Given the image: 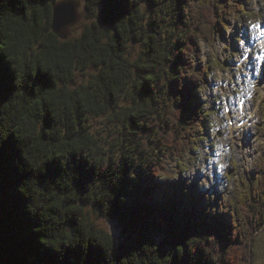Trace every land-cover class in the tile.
I'll return each mask as SVG.
<instances>
[{
  "label": "trees",
  "instance_id": "1",
  "mask_svg": "<svg viewBox=\"0 0 264 264\" xmlns=\"http://www.w3.org/2000/svg\"><path fill=\"white\" fill-rule=\"evenodd\" d=\"M56 1L0 0V264H252L264 185L212 213L163 165L204 128L206 69L189 56L239 5L84 0L88 23L64 40L50 28Z\"/></svg>",
  "mask_w": 264,
  "mask_h": 264
},
{
  "label": "rangeland",
  "instance_id": "2",
  "mask_svg": "<svg viewBox=\"0 0 264 264\" xmlns=\"http://www.w3.org/2000/svg\"><path fill=\"white\" fill-rule=\"evenodd\" d=\"M77 1L80 3L79 23L87 24L84 0ZM208 1L189 0L190 10L197 11L201 3ZM216 1L228 8L239 5L241 11L225 15V28L213 40H199V55L189 56L193 63L192 72L206 69L205 80L197 84L199 102L195 103L201 110L199 117L204 122V128L184 133L189 146H185L178 157L167 155L163 165L170 177H178L175 182L186 184L190 195L196 191L198 196H204L212 213H235L240 200L250 199L249 196L261 191L264 185V89L257 91L256 98L249 105L252 113L257 114L248 122L243 133L241 129L232 135L228 119H233V111L226 116L223 108H232L237 98L252 88L257 75L259 79L264 77L261 64L257 62L259 55L264 53V43L257 41V34L264 27V0ZM79 33L80 29L72 31L71 36ZM250 45H256L254 55L250 57L252 61L243 70H238L235 63ZM89 75L93 72L77 75V84L86 83ZM226 80L229 84L225 88L216 89L217 81ZM180 86L186 88L187 81H181ZM215 132H218L217 135H214ZM208 146L209 151L206 150ZM224 147H230L229 152L217 156L218 150ZM214 178L217 185L212 184ZM88 215L97 228L119 237L115 223L91 211ZM250 252L252 264H264V224L254 237Z\"/></svg>",
  "mask_w": 264,
  "mask_h": 264
},
{
  "label": "water",
  "instance_id": "3",
  "mask_svg": "<svg viewBox=\"0 0 264 264\" xmlns=\"http://www.w3.org/2000/svg\"><path fill=\"white\" fill-rule=\"evenodd\" d=\"M77 0H58L52 5L51 32L66 40L81 20Z\"/></svg>",
  "mask_w": 264,
  "mask_h": 264
},
{
  "label": "snow or ice",
  "instance_id": "4",
  "mask_svg": "<svg viewBox=\"0 0 264 264\" xmlns=\"http://www.w3.org/2000/svg\"><path fill=\"white\" fill-rule=\"evenodd\" d=\"M85 2H86V0H85ZM254 27H256V26L254 25ZM261 35L264 36V32H261ZM226 110H227V109H226ZM4 148H5V144L0 143V152H3V151H4ZM220 167L223 168V165H220ZM185 171H187V169H185ZM135 178H136V177L133 176V177H131L129 180H135ZM177 178H178V177L173 176V177H168V178H166V179H169V180H172V181H176ZM18 191H20L21 193H23V192L25 191L24 186H23V185H19V186H18ZM124 202H125L124 198L121 199V203L123 204ZM117 264H118V261H117Z\"/></svg>",
  "mask_w": 264,
  "mask_h": 264
},
{
  "label": "bare ground",
  "instance_id": "5",
  "mask_svg": "<svg viewBox=\"0 0 264 264\" xmlns=\"http://www.w3.org/2000/svg\"><path fill=\"white\" fill-rule=\"evenodd\" d=\"M251 102H248L247 104H250Z\"/></svg>",
  "mask_w": 264,
  "mask_h": 264
}]
</instances>
